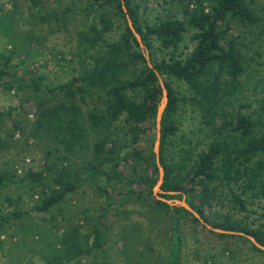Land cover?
Here are the masks:
<instances>
[{"label": "trees", "instance_id": "1", "mask_svg": "<svg viewBox=\"0 0 264 264\" xmlns=\"http://www.w3.org/2000/svg\"><path fill=\"white\" fill-rule=\"evenodd\" d=\"M28 1L23 25L15 5L0 11V90L29 92L19 97L18 113L0 110V151L9 156L5 152L16 150L18 133L20 153L33 149L41 163L22 165L21 175L8 162L0 171V257L10 259L9 253L18 264H36L40 255L43 264H78L104 250L108 209L126 220L138 206L140 217L155 220L154 228L167 236L170 254L162 263L181 264V235L200 223L153 195L160 82L167 104L160 122L164 177L158 196L184 198L212 229L245 237L210 234L240 240L264 255L247 239L264 247V0H162L157 8L143 0H70L65 6L63 0ZM59 34H71L67 52L59 50L40 65L31 60L48 36ZM15 57L20 61L12 66ZM63 62H75L68 69L74 75L52 87L40 70ZM19 66L23 78L16 77ZM25 156H19L22 162ZM10 186L24 190L29 209L20 197L3 195ZM78 191L106 203L88 233L79 221L90 223L89 209L66 218L62 206H70ZM31 214L43 215L41 223L30 224ZM139 222L130 225L138 230ZM125 229L122 236L130 242L135 236L128 238ZM220 252L235 256L230 243Z\"/></svg>", "mask_w": 264, "mask_h": 264}, {"label": "rangeland", "instance_id": "2", "mask_svg": "<svg viewBox=\"0 0 264 264\" xmlns=\"http://www.w3.org/2000/svg\"><path fill=\"white\" fill-rule=\"evenodd\" d=\"M147 1L149 7H161L162 0H143ZM70 0H63L62 5L65 6L66 4H69ZM145 2H143L144 4ZM12 5H15L18 7V11L20 16V19L22 20L20 23L23 25L24 23H27L26 20H28L29 15V7L31 6V3L28 0H0V11L9 9L12 7ZM173 4V6H175ZM35 8H31V12L35 11ZM33 24V22L31 23ZM27 28V27H25ZM38 33V32H37ZM41 35V34H40ZM115 35V34H114ZM114 35L112 39H114ZM71 37V34L62 35L59 34L57 36H48L47 40L43 42L42 45L39 46V48H36L35 51L37 55L34 56L31 60H36L35 63L40 65L44 60L49 59L51 54H56L59 50H65L67 52V46L66 41ZM75 42V40H74ZM75 43H70V47H73ZM3 49L2 44H0V50ZM74 49V47H73ZM50 55V56H49ZM69 55L67 56V59H69ZM30 60V61H31ZM20 60L16 57L12 60L10 65L14 66L17 65ZM75 62L69 66L67 62L61 63L59 66H54L52 63L47 64L46 68L41 69V73H44L47 75L48 80L45 82L49 83L52 87L58 85L59 83H65L68 81L74 73L72 71L68 70L69 67H75ZM33 63H31L30 66ZM16 70V77L17 78H23L25 76V70L19 66L15 68ZM29 92H17L14 90V94L11 93H3L0 90V110H7L8 108H14L16 111L14 113L19 112V106L21 104V101L19 97L26 98L28 97ZM31 119V118H30ZM156 129V125H155ZM156 134V130H155ZM1 139L3 138V135L0 134ZM17 141L16 144V150H11L9 153L5 152L7 155H3L0 151V171L3 169L5 162L9 163L10 165H18L17 169V175H21L24 172V169H28L30 167L37 168L40 162V155H38L33 149H28V151L25 152V154H21V149L24 147L23 139L21 138H15ZM15 141V140H14ZM26 155L24 157V162H22L21 158L19 156ZM26 159H30V164H27ZM33 159V161H32ZM20 164V165H19ZM24 166V169L21 168V166ZM3 195L7 194L13 199H16V197H20L23 200V206H25L27 209L32 205L29 204L28 201V195L24 192V190H18L14 186H10L9 189L2 190ZM159 194V193H158ZM154 195V193H153ZM0 199L2 201V197L0 196ZM184 199V198H183ZM75 201L72 202L70 206L67 204L62 205L64 208V211L66 212V218H72L71 214L78 215L79 217L82 216L81 212L84 209H89L88 217L91 219L89 224H81L82 221H79L80 226H82L81 232H90L93 230L94 225L97 222V219L102 213L100 210L101 208H106V203L104 199L96 197L94 194L90 193L89 191H86L85 194L83 192L78 191L77 195H75ZM127 210L132 208L131 205H128ZM7 210V209H5ZM138 206L134 208L133 212L131 214H128V217L126 220H123V214H121L118 217H115V211L113 208L108 209L107 218L109 219V222H105L103 231L105 232V239H104V250H94L93 254H91L88 257L78 259V264H101V263H107V264H163L167 258V256L170 254L169 249V241L167 239V236L165 234L157 232V227L154 228L157 224L155 220L151 219V222L146 223L142 217H140ZM123 213L125 210L122 211ZM141 212V211H140ZM43 215H36L31 214L29 218L30 224H33L34 221L36 223L40 224V218H42ZM137 219L141 223L140 229H135L131 223L137 221ZM75 222V221H74ZM208 225V224H207ZM123 226H126V235L129 238V236H135L133 240L130 242L126 238L125 235L122 236L123 230L121 231V228ZM200 224V226L193 227L191 225V229L184 230L183 235H181L182 244L180 246V263L181 264H264V255L254 252L251 250V247L248 244H243L240 242V240H231V239H219L215 237L214 235L210 234L209 231H212L208 229L207 227ZM209 226V225H208ZM13 231L15 233L17 232V225L16 222L13 226ZM153 229L154 232L151 233V230ZM192 230V232H190ZM214 232V231H213ZM19 232H17L18 234ZM218 233V232H215ZM220 234V233H219ZM151 236V237H150ZM241 236V235H238ZM2 237V236H1ZM17 238V237H16ZM16 238L14 240H16ZM92 239H90L89 243L92 242ZM13 241V240H12ZM15 242V241H14ZM143 244L140 246L139 250L137 249L136 244ZM225 243L233 244L235 248V256L233 258L228 259L227 256L222 255L220 252V249L224 246ZM151 246V251H147ZM139 247V246H138ZM140 251L142 258L139 257ZM104 252V253H103ZM195 253L198 254L199 259L198 261H194ZM147 254H150L147 256ZM13 257L16 256V254H12ZM215 256L213 260L209 261V256ZM8 258L0 257V264H18L17 258H11V255L8 253ZM205 259H208L207 263H205ZM36 261V264H43V259L38 255L34 259ZM73 264V263H70Z\"/></svg>", "mask_w": 264, "mask_h": 264}, {"label": "water", "instance_id": "3", "mask_svg": "<svg viewBox=\"0 0 264 264\" xmlns=\"http://www.w3.org/2000/svg\"><path fill=\"white\" fill-rule=\"evenodd\" d=\"M124 11H126L125 8H124ZM127 21H128V26H129L130 30L132 31V33L134 34L136 40H137L138 43L140 44V47H141L142 49H144L145 47H144V45H143V43H142V41H141V38H140V36L134 31L133 26H132V24H131V22H130L128 16H127ZM145 57H146L147 60L149 59V57H148L147 54H145ZM160 86H161V91H162V97H161V101H160V104H159V106H158L157 114H156V139H155V143H154V147H153V152H154V154H155L156 163H157L158 172H159V179H158V181H157V184H156L155 188L153 189L154 196H155L158 200H160V201L166 203V204L169 205V206H172V207L175 206V207H182V208H184L185 210H187L188 212H190V213H191L196 219H198V221H199V223H200L201 225L207 227L208 229H210V230H212V231H214V232H218V233H220V234H228V235H241V236L245 237L243 234H240V233L224 232V231H222V230L212 229L210 226H208L206 223H204V221L200 218V216H199L196 212H194V211L191 209L190 206H188V205L186 204V202H185L184 199H182V200H180V201H178V200H165V199L160 198V197L158 196V193H159V194L162 193L161 190H160V186H161L162 183H163V177H164V170H163V168H162V167L160 166V164H159L160 122H161V117H162L163 111H164V109H165V107H166V104H167V91H166V89H165V87H164V85H163L162 82H160ZM172 194H173V193H172ZM247 239H248L249 241H251V242L253 243V245H254L257 249H259L260 251L264 252V247L261 246V245H259V244H258V243H257L252 237H247Z\"/></svg>", "mask_w": 264, "mask_h": 264}, {"label": "built area", "instance_id": "4", "mask_svg": "<svg viewBox=\"0 0 264 264\" xmlns=\"http://www.w3.org/2000/svg\"><path fill=\"white\" fill-rule=\"evenodd\" d=\"M6 49H7V50H10V47L8 46V47H6ZM32 67H37V65L34 64L33 66H31V68H32ZM0 89H1V88H0ZM10 93H11V94H14V90L10 91ZM28 117H29V118H32V115H29ZM14 137H15V138H18V137H19V134H18V133L15 134ZM26 162H29V160H26ZM2 239H3V237H2Z\"/></svg>", "mask_w": 264, "mask_h": 264}]
</instances>
